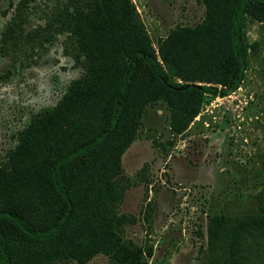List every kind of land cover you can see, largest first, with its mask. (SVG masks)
<instances>
[{"label":"rangeland","instance_id":"1","mask_svg":"<svg viewBox=\"0 0 264 264\" xmlns=\"http://www.w3.org/2000/svg\"><path fill=\"white\" fill-rule=\"evenodd\" d=\"M16 1L0 0V32ZM128 1L140 38L169 76L209 84L195 65L183 63L186 58L175 63V76L161 57L196 26L201 37L208 35L209 4L215 21L221 2ZM231 1L225 0L226 12ZM63 2L27 0L25 29L43 25ZM91 19L79 27L91 46L90 63L102 67L111 57L110 42ZM242 36L246 64L237 88L215 100L202 93L198 111L178 131L164 97L134 81L120 120L123 132L65 170L72 209L64 232L45 241L10 239L11 264H114L115 250L130 242L146 264H207L205 236L197 233L205 231L206 216L255 211V193L264 186V18L244 12ZM76 45L73 33L62 32L0 50V206L17 199L37 225L51 223L58 206L46 177L53 158L67 139L84 142L99 132L116 89L107 73L92 86L74 87L86 71ZM181 123L174 118V125ZM85 225L109 243L94 251L75 246L70 234Z\"/></svg>","mask_w":264,"mask_h":264},{"label":"trees","instance_id":"2","mask_svg":"<svg viewBox=\"0 0 264 264\" xmlns=\"http://www.w3.org/2000/svg\"><path fill=\"white\" fill-rule=\"evenodd\" d=\"M215 1L221 2V6L214 21L209 4L205 19L209 21V34L201 37L196 26L190 29L187 39H181L177 47H172L169 57L165 54L161 57L175 76V63L186 58L183 63L195 65L200 75L205 74L209 78V84L192 82V79L185 77L182 81H175L169 76L168 71L159 64L154 51L140 38L141 26L128 0L123 3L103 0L102 5L96 0L93 3L92 0H64L60 8L48 15L43 25L32 30L24 27L27 0H17L13 4V13L0 32V50L2 47L7 49V46L16 48L22 42L32 40L35 35L50 39L53 33H73L77 39L78 53L86 58L83 62L86 71L74 81V87L92 86L90 83L95 80L99 83L107 73L116 83V89L99 132L84 142L67 139L50 164L46 177L58 203L51 223L37 225L30 222L24 215V204L17 199H8L0 206L1 264H11L10 239L26 236L45 241L64 232V224L72 209L65 170L72 163L82 165L94 150L106 142L112 143V139L123 132L124 122L120 120L126 111L134 81L137 80L141 87H149L155 98L163 96L170 104L173 109L170 125L176 131L185 127L187 120L196 114L202 93L225 95L237 88L246 64L243 14L248 12L257 19H263L264 0H232L227 12L225 0ZM88 16L96 21L97 32L105 34L110 42L107 50L111 57L102 67L90 63L94 61L91 46L86 41V32L79 27L80 21ZM131 37H135L133 42L128 41ZM121 51L123 55L118 60ZM174 118L182 119V123L174 125ZM36 176V172L31 171L30 177ZM255 200V211L211 213L206 216L205 231L197 230V233L205 236L207 264H264V186L256 191ZM70 240L75 246L89 248L90 251L109 243L103 242L100 234L88 225L71 232ZM139 252V246L132 242L120 245L115 250L114 264H146L139 258Z\"/></svg>","mask_w":264,"mask_h":264},{"label":"crops","instance_id":"3","mask_svg":"<svg viewBox=\"0 0 264 264\" xmlns=\"http://www.w3.org/2000/svg\"><path fill=\"white\" fill-rule=\"evenodd\" d=\"M232 92V91H231ZM231 92L226 94V95H223V97H226V96H230L231 95ZM210 96V95H209ZM210 97L213 98V100L217 99V96L216 95H211ZM220 98V97H219ZM212 164V163H211ZM213 165V164H212ZM214 166V165H213Z\"/></svg>","mask_w":264,"mask_h":264}]
</instances>
